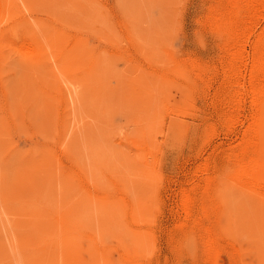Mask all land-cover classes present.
I'll list each match as a JSON object with an SVG mask.
<instances>
[{
  "label": "rangeland",
  "instance_id": "374dc122",
  "mask_svg": "<svg viewBox=\"0 0 264 264\" xmlns=\"http://www.w3.org/2000/svg\"><path fill=\"white\" fill-rule=\"evenodd\" d=\"M260 185L264 0H0V264H264Z\"/></svg>",
  "mask_w": 264,
  "mask_h": 264
},
{
  "label": "clouds",
  "instance_id": "9594fccd",
  "mask_svg": "<svg viewBox=\"0 0 264 264\" xmlns=\"http://www.w3.org/2000/svg\"><path fill=\"white\" fill-rule=\"evenodd\" d=\"M195 41L201 48H206V40L205 37L202 34H198L197 32H194ZM177 42L179 43V37H177Z\"/></svg>",
  "mask_w": 264,
  "mask_h": 264
},
{
  "label": "bare ground",
  "instance_id": "6f19581e",
  "mask_svg": "<svg viewBox=\"0 0 264 264\" xmlns=\"http://www.w3.org/2000/svg\"><path fill=\"white\" fill-rule=\"evenodd\" d=\"M256 116V115H255ZM247 173V172H246ZM248 177V176H247ZM249 181V180H248ZM249 184V183H248ZM252 184V183H251ZM248 186V185H247ZM251 186H253V185H251ZM255 186V185H254ZM257 186V185H256ZM259 186V185H258ZM257 186V187H258ZM263 186V185H262ZM250 188V187H249ZM260 188H261V185H260ZM252 189H253V187H252ZM251 189V190H252ZM262 190H263V188H261ZM256 191H258V189L256 190ZM262 192H264V190L262 191ZM188 199V198H187ZM187 203H188V201H187ZM186 207V206H185ZM188 207V206H187ZM2 209V208H1ZM187 209V208H186ZM48 237V236H47ZM92 246V245H91ZM98 248V247H97ZM102 250V249H101ZM58 251V250H57ZM96 251V250H95ZM42 252H44L43 250H42ZM41 252V253H42ZM212 253V252H211ZM211 253H209V254H211ZM47 254V253H46ZM213 254V253H212ZM216 254H218V253H216ZM42 255V254H41ZM67 256H68V254H66ZM122 255V254H121ZM49 257V256H48ZM76 257V256H75ZM212 258V260H213V256L211 257ZM38 259H39V257H38ZM80 258H78V260H79ZM218 259H219V257H218ZM65 260V259H64ZM39 261V260H38ZM45 261V260H44ZM47 261H48V258H47ZM68 261V260H67ZM212 262V261H211ZM46 263V262H45ZM50 262H48V264H49ZM55 264V263H54ZM62 264H63V262H62Z\"/></svg>",
  "mask_w": 264,
  "mask_h": 264
}]
</instances>
